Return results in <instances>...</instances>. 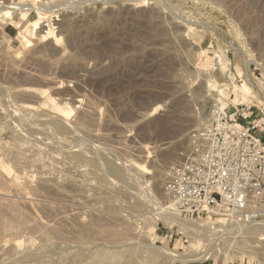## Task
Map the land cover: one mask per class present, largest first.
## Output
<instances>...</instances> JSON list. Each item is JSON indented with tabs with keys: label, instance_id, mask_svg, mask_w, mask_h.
<instances>
[{
	"label": "rangeland",
	"instance_id": "1",
	"mask_svg": "<svg viewBox=\"0 0 264 264\" xmlns=\"http://www.w3.org/2000/svg\"><path fill=\"white\" fill-rule=\"evenodd\" d=\"M18 1L0 0V264H264L253 223L183 230L165 208L168 170L219 103L218 55L231 112L249 81L239 110L263 122L264 0ZM196 241L220 252H165Z\"/></svg>",
	"mask_w": 264,
	"mask_h": 264
},
{
	"label": "built area",
	"instance_id": "2",
	"mask_svg": "<svg viewBox=\"0 0 264 264\" xmlns=\"http://www.w3.org/2000/svg\"><path fill=\"white\" fill-rule=\"evenodd\" d=\"M248 116L216 103L191 132L187 159L166 176L173 210L237 225L264 220V118L259 126Z\"/></svg>",
	"mask_w": 264,
	"mask_h": 264
},
{
	"label": "bare ground",
	"instance_id": "3",
	"mask_svg": "<svg viewBox=\"0 0 264 264\" xmlns=\"http://www.w3.org/2000/svg\"><path fill=\"white\" fill-rule=\"evenodd\" d=\"M25 0H19L18 1V7L25 5V4H28V3H25L24 2ZM22 2V3H21ZM30 4V3H29ZM16 5V4H15ZM31 5V4H30ZM35 5V4H33ZM32 5V6H33ZM17 7V6H16ZM27 7V6H25ZM41 7V6H40ZM39 6L36 7L35 9L38 10L39 14H40V17H43V12H46L47 10L45 8H40ZM33 8V7H32ZM31 8V9H32ZM37 12V13H38ZM48 14V13H47ZM39 17V19L37 21H35L34 23V26H35V30L37 28H41L40 26V20L41 18ZM40 32H44L42 37L43 36H50L52 37V31L50 29L48 30H42ZM55 33V32H54ZM61 38V37H60ZM215 69H219L222 71V74L219 76V81H215V83H211L209 85V88L211 87L212 88V91H217V93H219L218 95H216V100L219 101L218 104H221V106L225 107L228 105L229 103V99H228V96L227 94L224 93V90L220 88V86H227L229 85V82H230V72H229V66L225 63V61L223 60V57L221 55H218L216 60L214 61V66H213ZM224 72V73H223ZM224 74V75H223ZM209 80V79H208ZM211 80V79H210ZM209 82V81H208ZM248 85H251V83L249 81H246L242 86L241 88H239L237 91H236V98L233 99L232 101V104L234 105V111H236L237 109H240V107H238L241 103H244L246 102V100H243V99H246L248 100L249 96L252 94V92L248 93L247 90H248ZM210 88V89H211ZM238 92V93H237ZM216 93V94H217ZM247 93H248V96H247ZM220 95V96H219ZM240 95V99L238 98V96ZM214 96V95H213ZM215 105V104H214ZM214 105H211L210 106V111L207 113V117L209 116L208 120L211 118V109ZM162 104H157L156 106L153 107V109L150 111L151 114H155L157 113V111L162 108ZM59 114H66L68 115L69 114V111L68 109H66L65 107H62V106H59L57 104L54 105L53 107ZM150 114V115H151ZM206 117V118H207ZM205 118V119H206ZM259 126H262V124H259ZM105 161V160H104ZM108 168V167H107ZM143 168H146L145 166H143ZM115 170V169H114ZM112 171V170H111ZM123 174V173H122ZM120 174V176L122 175ZM125 175V174H123ZM122 177V176H121ZM127 178V177H126ZM133 179V178H131ZM127 180V179H126ZM130 183L133 182V181H129ZM128 183V182H127ZM133 184V183H132ZM135 185V184H134ZM133 186V185H132ZM167 205V204H166ZM173 202L170 201V203L165 207L172 215H171V220L172 222L179 226L181 229H191L192 226L193 227H196V228H204V227H209V228H214L216 226V222H221L223 224V219H210V218H191V217H184V216H181L180 213L176 212L175 210H173ZM168 214V213H167ZM170 217V216H169ZM171 222V221H170ZM263 224V223H262ZM191 225V226H190ZM218 225V224H217ZM250 227H247V231L246 233H254V234H258V235H263L264 234V226L263 227H260L258 225H256V223H253L251 225H249ZM192 230V229H191ZM207 230V229H206ZM213 231V229H211ZM195 231V230H194ZM198 231H202V230H199ZM203 231H205V229H203ZM208 231V230H207ZM212 231H211V235H212ZM215 232V231H214ZM208 233V232H207ZM210 233V232H209ZM201 234V233H199ZM203 237V235H202ZM263 237V236H262ZM200 238V237H199ZM257 239V238H256ZM219 240V239H218ZM199 242H194L191 244V246L189 247V252H186L188 251V249H186V253H182L180 252L178 249L177 246H175L173 249H170V250H165V252L170 256L172 257L171 259H177V260H180L182 261L183 263H186V262H191V261H201V260H207L209 258H214L218 255V253L216 252L215 248H205L204 250H200L198 252H196L197 250V244ZM151 247V246H150ZM159 248V247H158ZM155 249V247H154ZM196 249V250H195ZM219 251L218 248H216ZM157 250V249H156ZM162 250V248H161ZM155 251V250H154ZM159 251V250H158ZM158 251H155L156 253ZM163 251V250H162ZM153 252V251H152ZM154 253V252H153ZM161 254H164V253H161ZM220 254V253H219ZM154 256V254H152Z\"/></svg>",
	"mask_w": 264,
	"mask_h": 264
},
{
	"label": "trees",
	"instance_id": "4",
	"mask_svg": "<svg viewBox=\"0 0 264 264\" xmlns=\"http://www.w3.org/2000/svg\"><path fill=\"white\" fill-rule=\"evenodd\" d=\"M263 141H264V134H263Z\"/></svg>",
	"mask_w": 264,
	"mask_h": 264
}]
</instances>
